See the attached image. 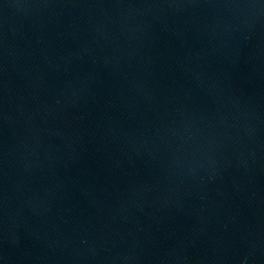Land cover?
<instances>
[{"label":"water","instance_id":"obj_1","mask_svg":"<svg viewBox=\"0 0 264 264\" xmlns=\"http://www.w3.org/2000/svg\"><path fill=\"white\" fill-rule=\"evenodd\" d=\"M0 264H264V0H0Z\"/></svg>","mask_w":264,"mask_h":264}]
</instances>
